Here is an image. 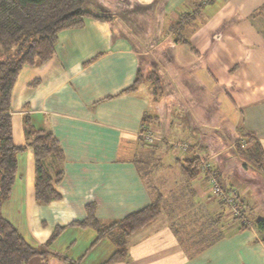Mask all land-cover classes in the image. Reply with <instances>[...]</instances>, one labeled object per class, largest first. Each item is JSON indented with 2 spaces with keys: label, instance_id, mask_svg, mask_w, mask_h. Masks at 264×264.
I'll return each instance as SVG.
<instances>
[{
  "label": "crops",
  "instance_id": "crops-1",
  "mask_svg": "<svg viewBox=\"0 0 264 264\" xmlns=\"http://www.w3.org/2000/svg\"><path fill=\"white\" fill-rule=\"evenodd\" d=\"M263 4L88 0L87 11L112 21L87 19L62 31L48 62L21 68L9 105L13 144L25 146L26 114L35 128L52 133L63 155L60 163L52 157L46 163L51 176L63 172L54 185L60 197L38 204L32 150L17 154L15 181L0 211L29 244L47 252L27 264H264V231L252 227L264 219V178L216 140L221 130L239 127L264 151ZM150 70L162 94L153 95L150 84L121 93L137 71ZM145 128L200 151L236 192L247 227L238 230L230 209L210 196L204 175L187 181L179 170L187 154L145 143ZM142 169L158 186L147 185ZM158 194L159 216L128 238L122 261L107 263L114 252L109 238L96 241L94 228L69 225L85 218L86 204L106 223ZM56 227L65 228L51 239Z\"/></svg>",
  "mask_w": 264,
  "mask_h": 264
},
{
  "label": "trees",
  "instance_id": "trees-1",
  "mask_svg": "<svg viewBox=\"0 0 264 264\" xmlns=\"http://www.w3.org/2000/svg\"><path fill=\"white\" fill-rule=\"evenodd\" d=\"M88 0H0V208L9 198L17 170V154L30 148L34 161V198L38 204H47L60 196L54 185L60 182L63 172L57 169L51 176L47 169V160L52 157L60 163L62 150L49 130L35 128L28 115L23 116L25 146H15L12 141L11 118L9 113L10 96L16 77L23 66L42 65L54 55L58 35L68 29L80 28L87 19L112 21L107 15H96L84 8ZM264 10V4H263ZM181 39L180 41H182ZM144 84H152L153 91L161 92V84L156 73L146 77L137 71L132 84L121 93H131ZM149 116L143 117V121ZM240 138L233 143L235 156L243 167L249 166L264 178V151L260 143L249 132L237 127ZM159 149L158 145H150ZM189 143L187 155L180 165V171L187 181H194L199 175L198 157L193 155ZM140 171L141 163L135 161ZM208 178L207 176H203ZM226 196L232 197V203L222 197H215L226 208L235 207L233 218L239 222L238 230L247 227L248 221L240 207L236 192L224 187ZM95 206L86 204V216L83 220L72 221L69 225L80 228L92 227L97 232V240L109 238L114 252L107 263L119 262L127 257L128 238L155 220L161 212V195L158 194L145 207L125 217L103 223L94 215ZM245 220V221H244ZM253 228L264 231V219L253 222ZM65 227H56L51 235L54 239ZM221 238V237H220ZM219 236H217V240ZM45 249L29 244L18 230L5 219L0 211V264H27L34 257L46 256Z\"/></svg>",
  "mask_w": 264,
  "mask_h": 264
},
{
  "label": "rangeland",
  "instance_id": "rangeland-1",
  "mask_svg": "<svg viewBox=\"0 0 264 264\" xmlns=\"http://www.w3.org/2000/svg\"><path fill=\"white\" fill-rule=\"evenodd\" d=\"M149 73H156L154 70H150V71H148V72H146V73H142L145 77L149 74ZM156 75H157V73H156ZM158 76V75H157ZM150 86H151V92L153 91V85L152 84H150ZM153 94V93H152ZM159 94H162V87H161V92H157V91H155V95L156 96H158ZM154 95V94H153ZM164 100L166 101L167 100V97H164ZM144 131H152L151 129H148V128H145V130ZM154 134H156V133H154ZM208 134L211 136V138H216L214 135L215 134H213V133H206V135H207V137H209L208 136ZM157 135V134H156ZM240 134H238L237 133V131H236V129H235V131L234 130H228V129H224V130H221V133H219V134H217V141L218 140H220L221 138L223 139V141H225L226 142V146L228 147L225 151L227 152L226 154H228L227 156H229V155H232V157L233 156H235V151H234V149H233V143L237 140V139H239L240 138V136H239ZM157 136H159V137H161L162 139H164V140H166V141H174V142H186L185 140H173V139H166V138H164L163 136H161V135H157ZM214 136V137H213ZM148 144V143H147ZM149 145H151V144H149ZM161 147H163V146H160V148L159 149H163V150H168V151H170V153H172L173 155H176V154H174L169 148H161ZM195 152H197L202 158H204L205 159V157L200 153V151H197V150H195ZM178 156V155H177ZM182 156H184V155H182ZM168 157H170V155L168 156ZM181 157V156H180ZM211 157V156H210ZM209 158V157H208ZM230 158H231V156H230ZM229 163H231V164H233V163H235L234 162V160L231 158V159H229ZM237 165V164H236ZM242 165V164H241ZM206 172H203L202 173V176L203 175H205V176H207L208 178H207V186H208V188H209V192H210V196L211 197H214V195L215 194H213V188H212V183L210 182V179L211 178H215L214 180L216 181V183H217V175H216V173L213 171V169H212V167L210 166V162H209V160L207 159V164H206ZM143 171V173H144V175L146 176V181H147V185L149 184V183H151L152 182V184H154V185H156V186H158V181L159 180H156L155 178H150L148 175H147V173H145V169H142ZM156 175V174H155ZM155 177V176H154ZM198 177V176H197ZM197 177H196V179H197ZM149 182V183H148ZM149 186V185H148ZM224 187H226V185H223ZM231 191L233 192V190L231 189ZM233 194H234V192H233ZM214 199H216L215 197H214ZM217 200V199H216ZM229 209H230V212H231V214L232 215H234L237 211L235 210V207H232V206H230L229 207ZM245 221V220H244Z\"/></svg>",
  "mask_w": 264,
  "mask_h": 264
},
{
  "label": "built area",
  "instance_id": "built-area-1",
  "mask_svg": "<svg viewBox=\"0 0 264 264\" xmlns=\"http://www.w3.org/2000/svg\"><path fill=\"white\" fill-rule=\"evenodd\" d=\"M142 140L145 143L152 144V145H158L159 148L160 146H163L161 148H169L174 154L178 156L185 155L188 152L189 149V143L186 142H174V141H166L162 139L161 137L157 136L154 134L152 131H143L140 134ZM193 155L198 157V171L199 174L202 175L203 172H206V164L207 161L202 158L197 152L191 151ZM215 179V178H214ZM213 178L210 179V182L212 183V188H213V194L214 197H222L225 201L232 203V197L231 196H226L224 193L223 188L219 186L218 183Z\"/></svg>",
  "mask_w": 264,
  "mask_h": 264
}]
</instances>
